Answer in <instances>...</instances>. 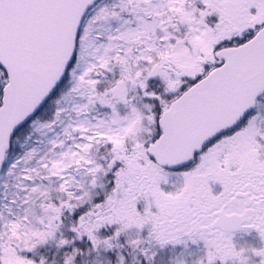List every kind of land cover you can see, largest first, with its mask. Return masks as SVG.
<instances>
[{
	"label": "snow or ice",
	"instance_id": "snow-or-ice-1",
	"mask_svg": "<svg viewBox=\"0 0 264 264\" xmlns=\"http://www.w3.org/2000/svg\"><path fill=\"white\" fill-rule=\"evenodd\" d=\"M0 264H264V0H0Z\"/></svg>",
	"mask_w": 264,
	"mask_h": 264
}]
</instances>
